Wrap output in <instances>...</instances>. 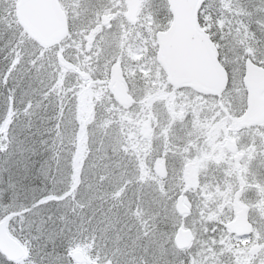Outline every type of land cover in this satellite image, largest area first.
<instances>
[{"label":"trees","instance_id":"1","mask_svg":"<svg viewBox=\"0 0 264 264\" xmlns=\"http://www.w3.org/2000/svg\"><path fill=\"white\" fill-rule=\"evenodd\" d=\"M16 1L0 0V218L15 212L8 229L26 246L28 256L11 260L0 251V264H122L101 240L112 248L136 250L132 264H198V257L190 254L195 238L183 249L173 241L182 217L174 201L186 189L182 171L167 165L156 177L149 172L159 155L169 159L173 149L161 147L160 153L147 156L136 137L138 119L130 114L134 107L120 104L102 84L81 78L72 49L65 54L68 64L58 58V43L39 44L20 24ZM60 1L69 13L72 33L71 15L80 0ZM104 4L95 8L90 21L80 23L82 30H92ZM153 5L145 9L153 14L164 5L169 11L168 0ZM252 7L261 12L255 28L262 34L248 21ZM263 9L264 0H205L200 7L198 17L208 31L210 24L220 25L221 37L209 32L228 68V42L241 50L245 44H256L249 47L262 61ZM131 47L136 48L132 55ZM124 48L123 66L137 67L141 46H131L127 38ZM97 52L102 49H96L92 62L96 65L102 59L107 68L112 55L105 59ZM145 83L151 85L150 80ZM12 162L17 166L10 167ZM193 188L198 190V185ZM193 204V221L204 229L200 250L212 251L206 264H264L262 227L222 239L219 232L225 230L227 216L208 217L202 201L198 208ZM97 219L102 220L96 224ZM106 223L118 226L119 240L110 241L111 233L100 230ZM255 237L258 252L250 257L242 248L237 256L236 243L247 246ZM226 246L234 251L233 258L220 256L219 249ZM77 248L85 253L82 262L73 257Z\"/></svg>","mask_w":264,"mask_h":264},{"label":"rangeland","instance_id":"2","mask_svg":"<svg viewBox=\"0 0 264 264\" xmlns=\"http://www.w3.org/2000/svg\"><path fill=\"white\" fill-rule=\"evenodd\" d=\"M111 1L112 0H80V2L75 1V5H74L75 10L72 12V15H71L72 20H73L72 22H74L75 24H79L82 22L90 21V17L92 16V13L95 11L96 7L100 6L101 3H110ZM156 1L157 0H152V3L156 2ZM144 3H145V1H144ZM152 7L155 8V6H152ZM124 8H125L124 0H113V3L110 5V7L102 8L99 11V14H97L98 18L96 19V22H95L96 28L94 30L86 31L85 29L84 30L77 29L74 33H72L70 35V37H68L67 39H65L64 41H62L61 43H59L57 45V47H60V49H61L60 54H63V55L64 54L70 55V49H72L73 50V51H71V53L73 54L72 59L78 65H80V67L82 69L81 72L83 70H87L90 73V77H93V76L99 77V79L95 83L101 84L102 81L108 79V77H107L108 76V70L104 69L105 63L102 62L103 60L101 59L99 62H97L96 65H93L94 63L92 62L93 58L95 56V51L97 49V44H98L97 30L99 28H107V27H110L117 22L118 24L120 23V27L122 28L123 35H125L127 33V31L130 30V28H133V32L128 38L129 43L133 44L135 39L138 38L141 49L144 51V46H145L146 42H150L154 46V42H153L154 29L158 26L161 27L162 25H164L167 22V19L170 17V15H169L170 13L169 12L167 13V11L165 10V6L162 5L163 10L161 12V17L159 16V11L157 10V12H154L150 16L154 20H150V22L144 23V21L149 19V18H148V13H146V11L143 10V6H142V9H140L142 11L140 19L138 20V22L131 24L132 22L128 21L127 18L124 16ZM257 10H256V8L252 7V12H251L252 14H251V16H249L248 21L250 23L251 28L254 27V29L256 30V32L258 34L259 33L262 34V30H260L259 28H255V26H258L256 18L261 16V12H259L260 10L258 8H257ZM122 11H123V17H122ZM263 11H264V9H263ZM118 18H119L120 22L117 21ZM169 21H170V18H169ZM140 23H143V24L140 26L134 27L135 24H140ZM122 24H123V26H122ZM236 24L238 25L239 22H237ZM209 26H210L209 31L211 32V34H213L215 36V38L217 36H220V32H221L219 30L220 25H217V23L216 24L212 23ZM100 33H101L100 36L103 37V50H102L101 56L105 54L104 58L106 59V57H108V53L106 54V51L108 50V48L112 47L113 49H115L117 47L118 34H117V32L114 31V28H110L107 31L104 29ZM151 44H149V46L146 48V52H149L151 50ZM228 44L229 45H226V48L228 49L229 52L225 51V53L227 54V58H228L227 60L229 63V67L231 68V71H232V78H230L228 89H226L223 92V94L220 98L216 97V96H205V95L201 96V95H197V94H195L191 91H188V90H186V91L183 90L184 92H171V88H169L170 86L167 84V82L162 81L163 75L160 74L161 76H157L159 74L158 70L160 71L158 64L154 65L155 62L152 61V58L149 56V54L147 55L144 52H143V58L140 59V62H137V63H139V65H137V67L125 66L124 69L127 70V72L130 75L128 77V79L130 80V84H131V87L133 88V90H136V87H138V86H136V84L133 83V77L135 76L136 73L142 72V71H139V70H141V67H145V68H143V70H145V72L148 71L149 74L151 72H153V73H151L152 75L155 73L153 76L156 79V83L154 86L155 93H156V95H155L156 99L162 100V99H168V98H175V96L178 97V94L185 97L186 100L184 98H182V100L184 102H186L188 104V106H184V107L182 106L179 109V111H181V112L179 114H175L180 118L182 123L186 122L185 131L192 129V127H190V126H193V125L197 126L196 121L197 122L200 121V126H201L203 122H205L209 117L211 118L213 116H214V119L220 118L221 124H223V122H224V124L227 125L228 123H226V122H228V120H230L232 118L231 115L234 117L235 116L234 112H235V114H237L238 110H239V106L244 102V100H245V102L247 100V97H246L247 95L245 94V87H244L243 81H242L243 75H244V60H245L246 56L250 55V51H249L250 47L249 46H253V47L256 46V44L249 45V46H246V44H245L244 51L240 55H237L241 46L237 45L236 43L230 44L228 42ZM131 48L133 51L132 50L130 51V55H132L134 53V51L136 50L135 47H131ZM110 53L113 54V56H111L113 58L112 61L117 60L120 62L122 60L121 53L116 51V49L114 52L111 51ZM126 56L129 57V54L127 53ZM222 58L224 59V56H222ZM110 63H108V65H110ZM125 63L127 64V62H125ZM241 66L243 67V69H242L243 72L241 70ZM90 67H92L93 69L90 70ZM94 68H101V69H99L98 71H95ZM156 68H157V70H156ZM81 72H80V74H81ZM240 73H241V78L239 77ZM85 84H87V83H85ZM218 100L220 101V103H218ZM165 105H166V107H168V105L166 103H165ZM196 105L197 106L200 105V112H196L195 114H193V112H194L193 107ZM217 105H218V107H217ZM157 107L159 109H162L160 105H158ZM214 109H216V110L214 111ZM140 110H138L137 113L131 111L130 114L131 115L136 114V116L138 115L139 116L138 119L141 122L147 121L148 117H151V115H152V113L150 112L151 111L150 107L144 108L139 113ZM186 112L192 113V114L183 115ZM227 112H229V114H231V115L229 116L227 114ZM155 117H156V114H155ZM163 118H165V116L159 115V123H158L159 125L161 124ZM163 122H164V120H163ZM192 123H193V125H191ZM172 130L177 131V132H181L182 127H180V124H173ZM156 131H159V133L157 134L156 138H154V140L152 142L146 143L144 140L140 141L142 144V148L145 150V153L147 156L152 155V154H154V155L158 154L159 149L156 147H160V145H161V147H164L166 149H173V151H176V152L181 151L179 153H184V154H188V153L190 154L191 149L196 147V145L194 144L193 147L191 148L190 145L185 144L183 142H182L183 145H180V146H179V143L175 144L172 141H168V143H165L166 138H167V135L165 134L167 131L166 125H164V127L161 129H160V127H158L157 130L153 131V133H155ZM162 131H163V133H162ZM161 133L163 135V136H161L162 138H160ZM137 135L141 136L142 132L139 131V133H137ZM157 141L161 142L162 144L158 145L159 142H157ZM175 160H176V162L178 161L181 165L182 162H184L186 160V158L181 156V155H177ZM159 162H160V160L159 161L154 160L153 164L150 166L149 172L152 173L153 176H155V177L158 176L157 175L158 171L156 170V166H158ZM16 166H17V164L15 165L13 162L10 164V167H16ZM175 167H171V168H175ZM183 172H185L184 169H183ZM201 172H202V174L200 173V182H199L200 187L198 188V190H197V188H193V189H191V192H190L192 194V196H191V198L193 199L192 201L193 202L195 201V206L197 208L200 207V204L202 201L203 206L205 204L207 207L206 213H207L208 217H214V216H218L220 214L227 216L223 220V223H224L226 220H228L234 216V214H235L236 210L239 208L240 204L243 203V201H242L243 195L238 194L237 196H232V190L235 189V185H234L233 178L230 176L228 171H226L225 176L222 175L225 177L226 182H216L215 181L213 187H211L209 185V182H208V181H212V179L207 180L204 177L207 170L201 169ZM216 177L219 178L218 172L216 173ZM199 184H197V185H199ZM197 185H196V187H197ZM249 186H250V190H251L250 182L247 185V187H249ZM259 188L263 194L264 193V184L259 186ZM216 191H219V193H217ZM230 197H231V200H230ZM215 202H216V204H215ZM215 205H218L219 210L215 209ZM193 206H194V204H193ZM258 207L260 208V212L264 216V202H260ZM202 211L205 212L204 209ZM252 215L255 217L256 223L259 224L260 228L262 227L263 232H264V227H263L264 224L261 223V219L259 218V214L253 212ZM220 218H223V217H220ZM100 220H102V219H97L96 224ZM180 224L190 227L194 232L195 242H194L193 246L195 248L193 249V251H191V253H190L191 256L193 255L195 257L196 256L198 257L199 260L198 261L196 260V262L198 264H200V261L202 264H206L210 258L209 256L212 254V251L203 252L202 250H200V240L203 238L204 229L202 228L203 231L201 229H198V227H197L198 221H197V219H195L193 221V216L191 214L183 215L181 217ZM194 225H196V228H194ZM104 226H105V228L100 229V230L111 233V235L109 237L110 241H116V240H119L121 238V233L117 229L118 226L115 227L114 225L112 226L111 224L108 226L107 223L104 224ZM223 226H224V224H223ZM112 229H117V230H112ZM256 230H257V228H256ZM92 232H94L96 234V232L94 230H92ZM219 233H220L222 239L228 238L229 240H231V238L228 236V234L230 235L231 232L226 227H225L224 231H220ZM101 234H103V233L99 232V236ZM96 237H97V234H96ZM101 241H102L103 247L113 250L116 261H118L122 264H126V263L132 264L133 262H135L134 256H135V252H137L136 250L130 249V248L120 250L119 245L112 248V247H110L109 243H107L106 241H104V240H101ZM257 241H258V237H255L254 239L251 240V242H249L250 245H247V246L241 245L239 242H237L235 245L236 255L238 256L239 254L242 253V251H241L242 248L246 249L244 255H249L251 257L252 256L251 254H256L258 252V251H255V249L257 250V248H258V245L256 244ZM229 248H230V246L220 248L219 249L220 254H221L220 256H225L227 259L233 258L234 257V251L230 252ZM83 254L85 256L84 251H83ZM186 258L188 259V257H186ZM188 264H191V262H189Z\"/></svg>","mask_w":264,"mask_h":264},{"label":"water","instance_id":"3","mask_svg":"<svg viewBox=\"0 0 264 264\" xmlns=\"http://www.w3.org/2000/svg\"><path fill=\"white\" fill-rule=\"evenodd\" d=\"M204 0H169L173 13L171 25L166 30L158 31L160 48L158 59L167 69L168 77L176 85L188 84L203 92H219L228 81V72L218 58V49L209 34L201 27L197 12ZM127 16L135 20L140 0H126ZM17 15L22 25L42 44H51L62 37L68 30L66 13L58 0H18ZM115 95L128 103L131 96L127 94L122 82L119 64L112 68ZM244 81L249 91V105L243 122L264 118V67L246 60ZM164 171V164L158 167ZM188 181L195 178L194 168L186 172ZM179 213L190 211V200L180 194L176 200ZM12 213L0 220V250L8 258L17 260L27 256V251L7 229V220ZM225 225L238 234L249 233L252 223L247 217V205L241 206L236 216ZM193 233L190 228L179 227L174 235L177 247L191 244ZM74 257L82 261L81 251H75Z\"/></svg>","mask_w":264,"mask_h":264},{"label":"flooded vegetation","instance_id":"4","mask_svg":"<svg viewBox=\"0 0 264 264\" xmlns=\"http://www.w3.org/2000/svg\"><path fill=\"white\" fill-rule=\"evenodd\" d=\"M159 69V74L166 75L165 69L163 70L162 67H159ZM148 75H137L136 85L138 86V88L143 84H147L144 82L147 80ZM168 81L169 82H167V84L170 86L169 88H171V92H184L183 90H187V88L190 90H194L191 86L173 85V83L169 79ZM124 82L127 91L133 97L132 100L135 101L136 99L137 105L139 107L157 106L158 104L166 103L169 107V110L173 111L180 104H183V107L186 106V102H184L181 97L177 98L176 96L175 98L155 100L153 98V88L155 84L147 85L148 94H139L131 92L130 86L127 82V78L125 77V75ZM110 84L111 82L109 79V83H106L104 85H106V87L110 89ZM144 91H146V88L144 89ZM246 97V102L238 110V116H232L233 118L226 122L228 123L227 125L224 124V122L223 124H221L220 118H208L205 122L202 123L201 126L200 121L197 127L194 128V125L190 126L192 127V129H189V131H193L190 133V139L195 142L198 151L197 153L192 152V155L190 157L188 156L189 158L186 161L182 162L181 165L180 163H178L177 168H180L182 170H186L188 166L194 169L196 168L197 179L199 180L201 169L214 168V170L218 171L219 173L223 168V170L225 171L227 169L230 170L233 166H236L239 170L245 171V175H248L249 173L250 184L254 183L250 171H262L264 179V118L261 120L253 118L251 120H247L244 125L240 126L236 121L237 118L243 116L247 109L246 106L248 101V95ZM218 103H220L219 100ZM193 108L194 111L196 110L195 112H193V114L196 112H200V105H196ZM215 110L216 109H214V111ZM138 125L141 130L143 129L144 132L147 133V135H150L153 131L158 128L157 122L151 117H148L147 121L139 122ZM171 126H173L172 121H169L168 127L171 128ZM194 131L197 132V135L194 133ZM208 144H212L213 147L208 148L206 150L204 147ZM200 148L202 149L201 153ZM161 160L165 161L166 165L168 164V159L166 156H161ZM193 160H195V164L192 162ZM221 177L222 174H219V180ZM234 181L236 185L239 183V179L236 177H234ZM250 194H252L251 191ZM262 198L264 199V193L262 195Z\"/></svg>","mask_w":264,"mask_h":264}]
</instances>
